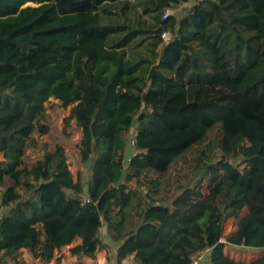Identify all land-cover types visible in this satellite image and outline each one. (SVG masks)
<instances>
[{
	"label": "trees",
	"instance_id": "trees-1",
	"mask_svg": "<svg viewBox=\"0 0 264 264\" xmlns=\"http://www.w3.org/2000/svg\"><path fill=\"white\" fill-rule=\"evenodd\" d=\"M50 99L81 132L86 183L60 144L25 161ZM68 227L76 264L107 247L102 227L116 264L264 249V0H0V262L59 264Z\"/></svg>",
	"mask_w": 264,
	"mask_h": 264
},
{
	"label": "rangeland",
	"instance_id": "rangeland-1",
	"mask_svg": "<svg viewBox=\"0 0 264 264\" xmlns=\"http://www.w3.org/2000/svg\"><path fill=\"white\" fill-rule=\"evenodd\" d=\"M193 1L189 2L192 4ZM132 14L129 13V16ZM146 19L149 17L144 16ZM164 38L167 39V35L164 34ZM55 100L50 99V102L46 103V123L49 125V131L45 134H34V138L37 140V145L35 147H29L26 152L25 161L28 164L33 163L36 159L41 158L47 151L52 150L54 145L60 144L66 151L67 163L70 172L75 179L77 172L82 175L83 183H86L90 174L89 163H82L80 159V154L76 144L81 138L80 130L75 126V121L73 119L67 120L69 114V107L62 108L55 104ZM51 103V104H50ZM162 119L169 125L172 126L171 119L165 114H161ZM133 126L130 128L129 132L125 134L127 138L133 137ZM153 140L150 139L140 147H147L152 145ZM170 140H167L166 145H169ZM135 151V148H134ZM30 179V178H29ZM134 179L131 181L134 184ZM85 187V186H84ZM19 190H23L24 186H19ZM243 210L241 214L244 212ZM235 219H229L225 224V233L230 232L233 229ZM75 230L68 227L63 236L64 246L62 248L63 258L59 264H76V257L69 252V248L79 242V238L75 235ZM100 235L107 247L96 251L95 258L86 259L89 264H116L115 254L117 251V244L111 241L106 233L105 227L100 230ZM230 252L239 257L244 255L251 264H264V249H250L245 247H233L231 246ZM20 259L22 260L19 264H41L37 259L31 257V255L23 249L21 251ZM0 264H5L1 263ZM16 264V263H12ZM121 264H139L137 263L133 255L127 256L122 260Z\"/></svg>",
	"mask_w": 264,
	"mask_h": 264
},
{
	"label": "water",
	"instance_id": "water-1",
	"mask_svg": "<svg viewBox=\"0 0 264 264\" xmlns=\"http://www.w3.org/2000/svg\"><path fill=\"white\" fill-rule=\"evenodd\" d=\"M133 154H134L133 142H132L131 138H128L127 143H126V149H125V152L123 155V160H122L123 169L121 170L118 179L114 182V186H119L123 182L125 172H126L125 169H126V167L129 166V163H130V160H131Z\"/></svg>",
	"mask_w": 264,
	"mask_h": 264
},
{
	"label": "built area",
	"instance_id": "built-area-1",
	"mask_svg": "<svg viewBox=\"0 0 264 264\" xmlns=\"http://www.w3.org/2000/svg\"><path fill=\"white\" fill-rule=\"evenodd\" d=\"M167 14V12L165 13V15ZM87 200V198L85 196L81 197V202L84 203ZM101 230V228L99 229ZM221 242H225V238L222 237ZM209 253L208 249H200L196 252H193L190 254V263L191 264H201L203 261L206 260V257Z\"/></svg>",
	"mask_w": 264,
	"mask_h": 264
}]
</instances>
